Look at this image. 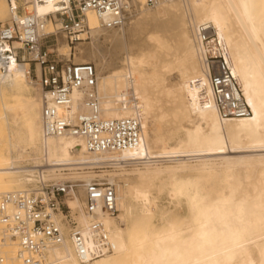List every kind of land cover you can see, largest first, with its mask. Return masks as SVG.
Wrapping results in <instances>:
<instances>
[{"label":"bare ground","instance_id":"bare-ground-1","mask_svg":"<svg viewBox=\"0 0 264 264\" xmlns=\"http://www.w3.org/2000/svg\"><path fill=\"white\" fill-rule=\"evenodd\" d=\"M6 2L0 0V15L10 17ZM130 3L128 19L118 27L86 13L92 43L80 62L97 63L101 116L139 119L142 141L100 153L75 136L43 141L41 90L34 101L29 87L38 84L29 78L28 65L13 63L0 75V197L25 188L41 166L57 179L81 184L67 201L82 213L85 184L115 187L117 215L100 217L114 251L82 259L66 239L49 248L43 264H264V0H172L154 8L145 0ZM31 5L28 11L45 31L59 28L56 13L70 6L68 0ZM201 28L213 32L210 45L223 51L250 116L220 118ZM56 46L48 51L64 56ZM73 97L70 115L85 111L82 95L75 91ZM151 120L167 126V134L155 138ZM164 193L173 210L158 208ZM78 220L90 222L84 214ZM85 236L88 252L94 251V238ZM4 247L9 251H0V264H19L18 245L0 224Z\"/></svg>","mask_w":264,"mask_h":264},{"label":"built area","instance_id":"built-area-1","mask_svg":"<svg viewBox=\"0 0 264 264\" xmlns=\"http://www.w3.org/2000/svg\"><path fill=\"white\" fill-rule=\"evenodd\" d=\"M6 1L10 17L0 24V75L7 74L13 63L28 65L29 78L41 90L43 141L75 136L85 141L91 153L118 152L137 146L142 141L139 119L101 116L94 65L64 62L60 55L50 53L47 46L55 42L58 35H65L70 46L83 41L81 36L89 34L86 23L89 11L106 17L108 27L123 25L131 10V0H68L70 6L56 13L61 26L52 25V31L43 30L28 11L35 0ZM169 1L172 0H145V5L154 8ZM16 14L26 17V22L18 21ZM47 18L55 23L53 15ZM198 36L205 51L208 85L220 118L250 116L251 109L223 51H214L210 45L213 32L201 28ZM75 91L82 95L79 103L85 111L81 109L70 115ZM31 178L32 182L25 188L0 197V224L18 245L19 264H43L49 248L61 245L66 239L72 241L82 259L99 258L114 251L100 220L101 216L117 215L116 191L112 184L99 181L85 184L86 202L82 213L70 207L67 201L81 188L78 181L57 179L45 166L35 168ZM81 214L90 219L88 225L79 222ZM86 233L94 238L92 252L87 250Z\"/></svg>","mask_w":264,"mask_h":264},{"label":"rangeland","instance_id":"rangeland-1","mask_svg":"<svg viewBox=\"0 0 264 264\" xmlns=\"http://www.w3.org/2000/svg\"><path fill=\"white\" fill-rule=\"evenodd\" d=\"M4 2H6V0H3ZM60 1V0H59ZM7 4V2H6ZM6 4H5V9H6ZM135 14H132V16H134ZM6 17V15H0V24L1 23H5L9 18L6 17V18H1V17ZM84 40L83 41H80L78 45H74V46H71L72 49H67L66 47L63 48V45H67L66 41L61 37V35H59L57 37V40L54 42L52 41L51 43H49L47 46H50V45H56L59 47V49L61 48L62 49V52L64 54V56L60 55V59L63 60L64 62H73V63H91L92 65H94V67L96 68L97 70V63L93 60V61H88V62H80V60H82L83 58V54L81 53L85 48L89 47L92 43V37L90 34H88L86 37H83ZM56 46V47H57ZM52 50V49H50ZM67 50L68 52L70 53L69 57L65 56V53H67ZM50 53H53L54 55H59L58 52L56 51H49ZM108 55H105V59H107V61H110V57H107ZM29 91H30V94L31 96L34 97V101L36 100V98L39 97V93H40V86L38 85H35L33 84L32 86L29 87ZM36 108V107H35ZM37 109V108H36ZM150 125V126H149ZM148 130L150 132H152L153 136L155 138L157 137H160L161 135L163 134H167V126L164 127L162 126L161 124L159 123H156L154 122L153 120L150 121V123L148 124ZM25 156V155H24ZM99 170V169H98ZM110 170V169H108ZM19 189V187L17 188ZM16 190V188H15ZM167 194H169V197L172 199L171 197V194L166 192ZM164 193L162 194L159 199L157 200V205H158V208H166V209H169V210H173L174 209V205L172 203V200L168 197V195ZM167 195V196H166ZM169 199H168V198ZM169 202H171L169 204ZM172 204V205H171ZM160 205V206H159ZM163 206V207H162ZM165 206V207H164ZM183 212V211H182ZM5 248V247H4ZM1 248L0 251H9V248Z\"/></svg>","mask_w":264,"mask_h":264}]
</instances>
